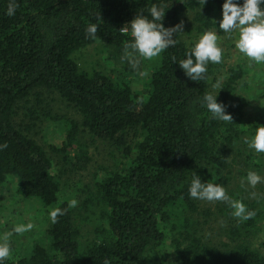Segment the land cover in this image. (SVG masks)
<instances>
[{"label":"trees","instance_id":"trees-1","mask_svg":"<svg viewBox=\"0 0 264 264\" xmlns=\"http://www.w3.org/2000/svg\"><path fill=\"white\" fill-rule=\"evenodd\" d=\"M188 10L203 31L215 26V11L227 19L229 10L247 16L257 11L264 20V0H0V183L12 175L20 196L52 207L48 245L34 243L16 260L0 247V264H146V250L167 238L161 221H170L175 233L177 264H264V255L245 241L258 210H249L242 228H231L234 237L224 249L204 240L186 214L197 210L201 181L227 166L246 106L236 92L242 70L232 67L214 107L212 52L181 38L180 14ZM152 31L159 34L162 54L145 98L102 72L81 70L72 59L98 41L119 73L135 75L143 67L142 36ZM41 86L73 104L92 135L116 139L128 154L134 150L123 171L89 188L83 204L94 202L100 210L93 237L84 244L70 202L58 199L50 158L12 120L16 102ZM252 127L264 129V118L256 116ZM128 133L137 138L133 147ZM177 209L182 214L173 216Z\"/></svg>","mask_w":264,"mask_h":264},{"label":"rangeland","instance_id":"rangeland-1","mask_svg":"<svg viewBox=\"0 0 264 264\" xmlns=\"http://www.w3.org/2000/svg\"><path fill=\"white\" fill-rule=\"evenodd\" d=\"M231 17L219 11L213 13L215 26L200 29L194 11L180 14L181 38L187 46L207 45L212 52V74L209 95L215 108L219 106L218 89L227 70L239 67L241 78L236 92L245 98L241 137L227 157V166L220 175L201 181L195 196L197 210L187 211L188 218L198 226L204 240L221 248L232 242L231 228H242L244 218L252 208L258 210L256 227L245 241L264 255V129L253 128L256 116L264 118V20L257 11L250 15L229 10ZM142 70L135 75L119 73L107 58L105 46L98 41L72 54L79 68L87 73L102 72L145 98L151 73L159 65L162 43L157 31L142 36ZM12 120L24 134L39 144L52 162L51 173L59 183L58 199L67 200L73 208L77 235L82 244L92 239L93 226L99 221L100 206L83 204L88 190L96 180L112 172H121L134 155L126 153L116 139H100L80 125L77 108L57 91L37 87L15 104ZM73 132L68 141V132ZM133 147L137 140L126 135ZM52 148H64L55 151ZM84 161V166H80ZM250 208V209H249ZM175 214H182L177 209ZM184 213V212H183ZM52 207L43 206L35 197L17 193L16 178L7 175L0 183V247L10 260L27 256L34 243L48 245L46 230L51 223ZM170 221H161L167 233L161 246L146 250V264H177L170 231Z\"/></svg>","mask_w":264,"mask_h":264}]
</instances>
